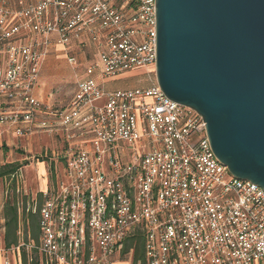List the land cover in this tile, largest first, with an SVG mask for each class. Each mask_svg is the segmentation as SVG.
I'll list each match as a JSON object with an SVG mask.
<instances>
[{"label":"built area","instance_id":"1","mask_svg":"<svg viewBox=\"0 0 264 264\" xmlns=\"http://www.w3.org/2000/svg\"><path fill=\"white\" fill-rule=\"evenodd\" d=\"M155 8L156 0H0V139L59 141L34 158L22 148V159L0 160L14 168L0 177L3 203L37 218V237L20 230L15 247L29 261L264 264V191L234 179L202 118L157 85ZM57 52L80 76L59 107L35 95ZM127 72L149 85L106 89ZM54 159L64 179L33 193L22 166ZM136 238L143 255L133 259Z\"/></svg>","mask_w":264,"mask_h":264},{"label":"water","instance_id":"2","mask_svg":"<svg viewBox=\"0 0 264 264\" xmlns=\"http://www.w3.org/2000/svg\"><path fill=\"white\" fill-rule=\"evenodd\" d=\"M161 91L206 124L211 152L264 191V0H156Z\"/></svg>","mask_w":264,"mask_h":264},{"label":"rangeland","instance_id":"3","mask_svg":"<svg viewBox=\"0 0 264 264\" xmlns=\"http://www.w3.org/2000/svg\"><path fill=\"white\" fill-rule=\"evenodd\" d=\"M75 74L74 67L68 64L65 58L56 57L50 59V61L46 63L41 77V79L45 81V94L48 95L52 93V95H56V104L62 106L66 105L76 88V78L80 77L75 76ZM106 84V89L108 91L125 90L128 88H141L147 86L149 85V79L146 76L142 77V73L140 72H127L111 81H107ZM21 140H24V138H21ZM53 142V136L50 137V135H47L46 133L34 136L32 138L31 146L27 147L31 150L29 156L34 158L35 156L40 155L43 149L51 151L55 147ZM22 145L26 146V143H23ZM4 155V158L8 159V161H15L18 158L22 159L20 156L17 157V153L14 151L9 152L6 150ZM53 161V164H48L46 161L36 163L35 160L25 163L22 166L21 173L26 185L33 188L34 191H37L48 188V186L55 181L63 180V163L56 159ZM16 165L18 166V164ZM12 167L13 165H7V167L0 168V175L7 174V171ZM8 179L9 177L7 175L6 182ZM1 187L2 184H0V193ZM29 231L31 234L30 227Z\"/></svg>","mask_w":264,"mask_h":264},{"label":"crops","instance_id":"4","mask_svg":"<svg viewBox=\"0 0 264 264\" xmlns=\"http://www.w3.org/2000/svg\"><path fill=\"white\" fill-rule=\"evenodd\" d=\"M11 2L13 3V0H11ZM4 53H5V50L3 49L2 45H0V66H2V63H3V60H4ZM56 57H63V56H62V54L60 52H57L56 54L50 55V57H48L47 60L43 63L44 65H43V68L41 70V74H40V77H39V82H38V84H37V86L35 88V95L38 97V99H40L41 101L47 103L48 105L59 107V106H62V105L56 104V101H55L56 95H50V94L47 95V94H45V90H46L45 89V81H43L41 79L42 71H43L46 63L48 61H50V59L56 58ZM50 137H52V136H50ZM32 138H26L24 140H17L16 138L12 137L11 134L6 133L0 139V145H6L7 144L9 152H11V151H14V152H18L19 151L20 152V150H22V148L23 149H28V151L31 152V150L29 148H27V147L31 146ZM53 138H54V142L53 143H55V145L59 144V141H57L58 140L57 134L53 135ZM23 143H26V146L22 145ZM5 148H7V147H5ZM5 151L3 149L0 150V160H2V161L5 159L4 158L5 157V155H4ZM16 156L19 157L18 154ZM5 160H8V159H5ZM17 160H19V158L16 159L15 161H17ZM27 188L31 189V191L33 193H35L33 188L28 187V186H27ZM2 192H3V188L1 187V193H0V229H2L4 227V230L3 231L0 230V238L2 240V247L1 248H2V250H5V251L4 252H0V264H5V262H7V264H23L24 259H25L26 264H29L30 262H35V264H39V263H37L38 260H35V259H34V261H29V256H31V254L26 249H23V248L15 249V247L18 246L19 239H20L18 232H20V230H23V232L24 231H28L29 234H30V231H29V227H30L29 219L25 215H23V217H19L18 216L19 224H18V231H17V234H18V242H17V244L16 245H11L9 248H6L5 243H4V237H5L4 233H5L6 219H4V217H3V211H4L5 204L3 203ZM36 228H37V218H36ZM31 237H32V235H31ZM36 237H37V229H36Z\"/></svg>","mask_w":264,"mask_h":264},{"label":"trees","instance_id":"5","mask_svg":"<svg viewBox=\"0 0 264 264\" xmlns=\"http://www.w3.org/2000/svg\"><path fill=\"white\" fill-rule=\"evenodd\" d=\"M13 170L14 168L7 172H11ZM2 176L4 175H0V177ZM3 217L4 219H6L4 243H5L6 248H9L11 245H16L18 242L17 231H18V224H19V219H18L16 208L13 204H11L10 201H7L5 203ZM28 219L30 223L32 237L35 238L36 237V218L33 215H28ZM135 240H136L135 242H133L132 240V242L135 244L133 259L142 258L143 246L141 244V239L136 238ZM131 243L128 244L127 246L131 245ZM23 264H26L25 259H24ZM29 264H35V262H30Z\"/></svg>","mask_w":264,"mask_h":264}]
</instances>
